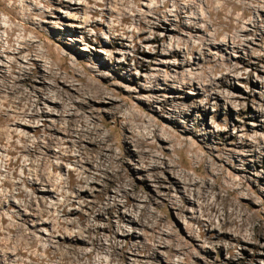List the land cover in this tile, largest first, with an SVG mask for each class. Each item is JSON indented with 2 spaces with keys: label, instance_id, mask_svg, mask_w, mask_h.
<instances>
[{
  "label": "rangeland",
  "instance_id": "rangeland-1",
  "mask_svg": "<svg viewBox=\"0 0 264 264\" xmlns=\"http://www.w3.org/2000/svg\"><path fill=\"white\" fill-rule=\"evenodd\" d=\"M0 264H264V0H0Z\"/></svg>",
  "mask_w": 264,
  "mask_h": 264
}]
</instances>
